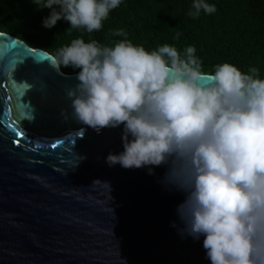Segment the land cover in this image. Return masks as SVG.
I'll return each instance as SVG.
<instances>
[{
	"label": "clouds",
	"instance_id": "9594fccd",
	"mask_svg": "<svg viewBox=\"0 0 264 264\" xmlns=\"http://www.w3.org/2000/svg\"><path fill=\"white\" fill-rule=\"evenodd\" d=\"M122 0H34L51 9L43 27L61 19L99 32ZM193 18L213 4L193 0ZM115 36L127 34L118 29ZM176 38H179L177 33ZM5 66L8 53L0 54ZM57 69H80L67 90L72 117L97 131L123 126V151L106 163L124 169L166 166L165 186L185 194L181 232L211 264H264V78L230 63L205 72L196 48L164 44L147 51L124 39L114 46L76 38L54 55ZM82 159V158H81ZM96 181H94L95 183ZM176 227L175 223L172 225Z\"/></svg>",
	"mask_w": 264,
	"mask_h": 264
},
{
	"label": "water",
	"instance_id": "95a60500",
	"mask_svg": "<svg viewBox=\"0 0 264 264\" xmlns=\"http://www.w3.org/2000/svg\"><path fill=\"white\" fill-rule=\"evenodd\" d=\"M5 52L0 264H211L204 238L181 232L185 194L165 186L167 167L149 175L147 167L109 166L108 154L123 151V126L97 131L72 117L66 93L77 73L0 32Z\"/></svg>",
	"mask_w": 264,
	"mask_h": 264
},
{
	"label": "trees",
	"instance_id": "16d2710c",
	"mask_svg": "<svg viewBox=\"0 0 264 264\" xmlns=\"http://www.w3.org/2000/svg\"><path fill=\"white\" fill-rule=\"evenodd\" d=\"M205 2L215 5L216 12L207 14L201 10L193 18L188 14L193 10V0H122L103 21L102 29L89 34L83 29L67 31L70 23L63 19L51 29L43 27V19L51 9L38 8L34 0H0V32L53 56L76 38H83L85 42L94 39L107 46L127 39L147 51L168 44L181 54L188 46H194L205 72H212L216 65L227 62L244 72L255 67L264 78V0ZM118 29L127 35H112ZM61 68L65 74L80 71Z\"/></svg>",
	"mask_w": 264,
	"mask_h": 264
},
{
	"label": "snow or ice",
	"instance_id": "6c2138e0",
	"mask_svg": "<svg viewBox=\"0 0 264 264\" xmlns=\"http://www.w3.org/2000/svg\"><path fill=\"white\" fill-rule=\"evenodd\" d=\"M3 85V81H0V86ZM17 135H20V133H17Z\"/></svg>",
	"mask_w": 264,
	"mask_h": 264
}]
</instances>
